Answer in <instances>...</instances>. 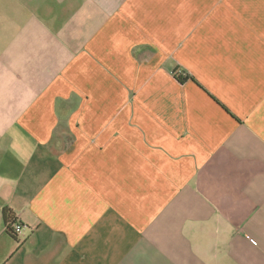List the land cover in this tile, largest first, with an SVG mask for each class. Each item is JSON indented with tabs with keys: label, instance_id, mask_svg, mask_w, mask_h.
<instances>
[{
	"label": "crops",
	"instance_id": "obj_1",
	"mask_svg": "<svg viewBox=\"0 0 264 264\" xmlns=\"http://www.w3.org/2000/svg\"><path fill=\"white\" fill-rule=\"evenodd\" d=\"M0 264H264V0H0Z\"/></svg>",
	"mask_w": 264,
	"mask_h": 264
},
{
	"label": "trees",
	"instance_id": "obj_2",
	"mask_svg": "<svg viewBox=\"0 0 264 264\" xmlns=\"http://www.w3.org/2000/svg\"><path fill=\"white\" fill-rule=\"evenodd\" d=\"M185 78H186V77H185ZM185 78L183 77V75H180L179 78H178V80H179L180 82H183V80H185ZM186 79H187V78H186ZM4 217H5V223H6V226H7V230H8V232H9L10 234H13V230H12L11 226L9 225V223L13 221V219H11V213L5 211V212H4Z\"/></svg>",
	"mask_w": 264,
	"mask_h": 264
},
{
	"label": "built area",
	"instance_id": "obj_3",
	"mask_svg": "<svg viewBox=\"0 0 264 264\" xmlns=\"http://www.w3.org/2000/svg\"><path fill=\"white\" fill-rule=\"evenodd\" d=\"M9 225L11 226V228L13 230V234H19L23 230V226L21 224H16V223L10 222Z\"/></svg>",
	"mask_w": 264,
	"mask_h": 264
}]
</instances>
